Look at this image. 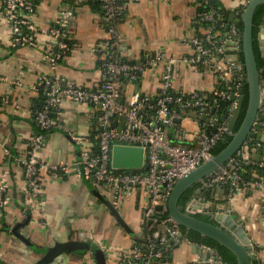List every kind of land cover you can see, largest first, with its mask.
<instances>
[{"label": "crops", "instance_id": "crops-1", "mask_svg": "<svg viewBox=\"0 0 264 264\" xmlns=\"http://www.w3.org/2000/svg\"><path fill=\"white\" fill-rule=\"evenodd\" d=\"M96 0H33L34 45H13L10 23L0 2V182L7 185L9 202L0 207V264H136L126 258L144 242L137 241L110 208V196L101 185H93L71 170L58 178L46 173L40 200L27 199L24 166L19 160L26 153L29 137L35 132L33 111L41 96L35 87L43 74L58 75L66 81L96 88L102 77L98 49L107 35L102 5ZM226 6L236 10V4ZM98 2V1H97ZM201 0H139L129 2L118 23L123 53L139 60L148 52H163L174 61V89L189 92L211 90L215 76L204 67L182 60L193 51L190 39L204 28L197 20ZM70 10L69 49L54 67L43 59L53 45L47 29L61 14ZM147 70L139 84H126L123 97L135 89L156 92L161 86L164 63ZM5 98L9 101L6 102ZM87 103L66 101L54 112V127L46 134L40 157L51 164L75 162L80 144L75 135L91 136L96 123ZM188 125V120L185 121ZM189 132L186 129L183 135ZM88 144V143H86ZM257 159L263 160L258 154ZM264 161V160H263ZM247 177V184L227 198L225 186H215L200 194L201 205L210 208L229 205L252 240L257 264H264V186ZM205 201V200H204ZM143 189L123 201L117 210L133 233L142 236L147 211ZM160 257L152 264H197L203 258L216 256L212 248L202 247L188 239L169 242L166 233L155 232ZM67 241L88 243L58 252ZM52 256L45 261V257ZM102 257L99 259V257ZM126 255V257H125ZM43 261V262H42ZM210 261V260H208ZM211 262V261H210ZM138 264H141L140 262Z\"/></svg>", "mask_w": 264, "mask_h": 264}, {"label": "built area", "instance_id": "built-area-1", "mask_svg": "<svg viewBox=\"0 0 264 264\" xmlns=\"http://www.w3.org/2000/svg\"><path fill=\"white\" fill-rule=\"evenodd\" d=\"M96 1L103 7L107 32L98 49L102 77L96 88L66 81L58 75L43 74L39 78L34 86L42 96V101L33 111L36 129L28 139L24 157L19 159L24 166L25 196L39 201L46 173L58 178L71 170L85 181L101 185L111 197L110 204L116 210L122 207L123 201L130 200L137 190L143 189L148 200L145 216L148 224V243L145 247L148 252L141 253L135 247L125 257L130 259L129 262L152 264L154 259L160 257L156 247L160 237H155V232L169 234L176 241L186 240L181 236L179 227L165 215L168 211L166 200L177 178L185 170L211 158L212 149L218 141L232 132L229 124L242 96L245 80L243 63L239 58L241 30L236 22L227 24L219 21L217 10L212 6L199 10L197 20L206 23V27L190 39L193 51L184 55L182 60L209 70L216 82L211 90L176 91L173 58H167L163 52L148 51L139 60H133L123 53L118 23L126 5L139 0ZM211 1L204 0L205 3ZM248 1L228 0V5L235 3L237 13L243 10ZM0 2L10 23L13 45H34V34L41 28L33 21V0ZM71 15L70 10L64 11L47 29L53 45L44 52L43 59L52 67L69 49L68 26ZM257 38L264 59V22L259 27ZM160 63H164V68L161 86L156 92L135 89L128 98L123 97L124 85L137 84L147 70L156 69L150 67ZM2 80L4 78L0 76ZM260 81L261 106L246 141L220 171L203 182V192L215 186H225L227 198L230 199L247 184L245 168L264 166V161L257 159L253 151L254 147L264 148L259 136L264 130V67ZM5 101L9 100L5 98ZM66 101L91 106V117L96 123L95 132L91 136H74L80 144L75 162L47 163L40 157L39 151L45 144L46 134L54 127L52 114ZM222 102H228L224 116L218 113ZM186 120L188 125L185 124ZM186 129L189 132L183 135ZM115 145L142 148V165L133 168L114 166L112 151ZM255 184L264 186V180L258 177ZM6 189V183L1 181L0 207L9 202ZM192 211L212 210L198 206ZM217 258L216 262L223 264L218 255Z\"/></svg>", "mask_w": 264, "mask_h": 264}, {"label": "water", "instance_id": "water-1", "mask_svg": "<svg viewBox=\"0 0 264 264\" xmlns=\"http://www.w3.org/2000/svg\"><path fill=\"white\" fill-rule=\"evenodd\" d=\"M263 3L264 0H249L244 6L240 16H237L234 11L229 14L230 21H235L238 25L240 22L242 23L241 46L239 52L243 53L245 79L248 84L249 92L248 106L242 123L239 128L233 132L242 109L243 95L239 99L237 109L229 124V128L232 131L231 140L218 153L212 155L211 158L203 161L201 164L190 170H185L177 178L166 200L168 216L171 218L172 222H174L178 227L183 226L188 230H194L201 235L212 238L224 245L235 254L238 264H255V261L257 260V255L253 250L252 240L241 225L238 215L230 210L229 205L226 204L225 206H217V202L212 204L211 212H193L192 208L198 207L202 202H207L206 199H201L202 197L199 196L200 194H203V182L214 173L220 171L221 168H223L241 148L259 114L261 106L260 73L263 67L260 69L258 68L254 50L253 15L256 7ZM261 48L263 47L261 46ZM142 162V148L122 145H115L113 147L112 163L114 166L133 168L140 167ZM194 186L196 187L191 199L187 202L186 208L181 210L178 206L179 198L186 190ZM109 206L120 222L132 233L137 241L144 242V244L148 243V224L146 217L143 222V235L140 237L138 234L133 233L132 229L121 217L119 211L116 210L110 203ZM197 213L209 214L215 222L204 220L197 216ZM157 235L158 237H161L160 234ZM167 235L169 236V242L173 244V238L171 239L170 235ZM181 236L186 238L182 232ZM87 245L89 244L67 241L59 245L58 252ZM140 247L144 250V252H148L145 245ZM213 251L215 252L214 249ZM214 257L215 258L213 260H210L211 262L208 261L209 259L207 260L206 258H203L197 262V264H220L216 262L218 259L217 255ZM51 258L52 256L49 255L48 257H45V261ZM101 258H103L102 255L99 259ZM100 264H105L104 259L100 261Z\"/></svg>", "mask_w": 264, "mask_h": 264}, {"label": "trees", "instance_id": "trees-1", "mask_svg": "<svg viewBox=\"0 0 264 264\" xmlns=\"http://www.w3.org/2000/svg\"><path fill=\"white\" fill-rule=\"evenodd\" d=\"M95 3H97L98 5L100 4L97 1H94ZM101 5V4H100ZM214 7L217 10V18L219 21L224 22V23H232L235 21H230L229 20V14L234 11L236 12L235 9H231L229 8V6H226L224 4V2L222 0H213L209 3H205L204 0H201V4H200V10L205 9L207 7ZM237 16H240L242 14V11L237 12L236 13ZM264 22V3L260 4L256 7L254 15H253V36H254V50H255V55H256V60H257V65L258 68H262L264 67V59L262 56V51L260 49V45H258V31H259V27L260 25ZM202 25V27L205 29L206 27V23L201 22L200 23ZM239 29L242 32V23L240 22V24L238 25ZM241 45V42H240ZM239 58L241 60V62L243 63V71L245 72V67H244V58H243V53L239 52ZM100 64H101V60H100ZM140 82H137V84H139ZM241 94L244 96L243 98V104H242V109L240 112V115L237 119V122L235 124V127L233 129V132H235L240 124L242 123V120L244 118V115L246 113L247 110V106H248V101H249V92H248V84L246 82V79L243 81V85H242V89H241ZM42 101V96H40L37 99V103H40ZM37 106V104H36ZM228 107V102H222L220 109L218 110L220 115H225L226 114V109ZM263 113L261 112V115ZM55 114H52V116H54ZM260 139L262 140V142L264 143V130L261 131L260 133ZM232 135L231 133H227L225 134L219 141L218 143L215 145V147L212 149V154H216L218 153L223 147H225L227 145V143L231 140ZM253 151H255V156L256 155H260L262 157V159L264 160V148H255L253 149ZM246 172L244 173L245 177H252L253 175H257V176H264V166L262 167H258V166H250L245 168ZM196 186L189 188L188 190H186L181 197L179 198L178 201V206L181 210H184L186 208V204L187 202L191 199L193 193H194V189ZM165 215H168V211L165 213ZM197 216L201 217L204 220L207 221H211V222H215V220L213 218H211V216L209 214H203V213H197ZM180 231L185 235V237L192 241V242H196L199 244H204L212 249L215 250L216 254L219 256V258L222 260V262L224 264H238L237 260H236V256L235 254L228 249L227 247H225L224 245L220 244L219 242H217L216 240L203 236L200 233L194 231V230H188L187 228L181 226L179 227ZM139 262H136V264H138ZM255 264H257V262L255 261Z\"/></svg>", "mask_w": 264, "mask_h": 264}, {"label": "flooded vegetation", "instance_id": "flooded-vegetation-1", "mask_svg": "<svg viewBox=\"0 0 264 264\" xmlns=\"http://www.w3.org/2000/svg\"><path fill=\"white\" fill-rule=\"evenodd\" d=\"M258 45H259V42H258ZM260 47V46H259Z\"/></svg>", "mask_w": 264, "mask_h": 264}]
</instances>
